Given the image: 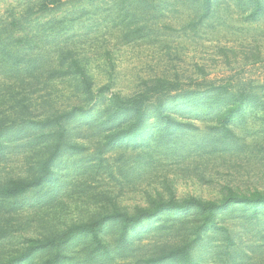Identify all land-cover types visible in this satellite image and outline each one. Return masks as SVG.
<instances>
[{"label":"rangeland","instance_id":"1","mask_svg":"<svg viewBox=\"0 0 264 264\" xmlns=\"http://www.w3.org/2000/svg\"><path fill=\"white\" fill-rule=\"evenodd\" d=\"M209 2L0 0V264H264V0Z\"/></svg>","mask_w":264,"mask_h":264},{"label":"trees","instance_id":"2","mask_svg":"<svg viewBox=\"0 0 264 264\" xmlns=\"http://www.w3.org/2000/svg\"><path fill=\"white\" fill-rule=\"evenodd\" d=\"M206 4L207 6L210 5L209 0H206ZM163 117L167 118V122H166V130L169 131V118L167 117V115L162 114ZM145 117H137V119L132 122L130 125H128V127L124 128L123 131L121 133H117V136H124L125 138H129L131 140H135L136 139V135H138V133L140 132L144 122H145ZM171 131V130H170ZM39 182V181H38ZM13 188L10 189V194L15 195L21 192H24L26 189H28L30 186H32L34 183L32 182H28V181H20V182H16L13 181ZM166 209H194L197 213L201 214L204 216V220L206 221V223H211L214 224V220H215V215H216V204L210 200H204L201 198H195V197H191L188 199H183L182 201H178V202H174L172 201L171 203H167L166 205ZM163 206H159L151 211H149V215L148 216H152L155 214H158L161 211V208ZM129 228H127V223L124 226V233H127L129 230ZM164 258H171L174 259L178 262H180V264H193L189 250L187 247H178L176 249H172L168 254H165L163 257H159V258H154V259H150L149 261L151 263H157L160 262L161 260H163Z\"/></svg>","mask_w":264,"mask_h":264}]
</instances>
